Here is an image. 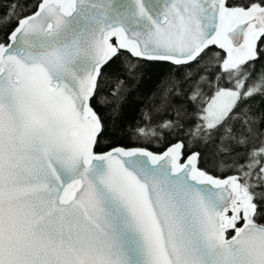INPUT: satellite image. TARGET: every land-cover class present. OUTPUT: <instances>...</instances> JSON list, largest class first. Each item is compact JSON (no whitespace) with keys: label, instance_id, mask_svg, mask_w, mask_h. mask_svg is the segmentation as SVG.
Listing matches in <instances>:
<instances>
[{"label":"snow or ice","instance_id":"obj_1","mask_svg":"<svg viewBox=\"0 0 264 264\" xmlns=\"http://www.w3.org/2000/svg\"><path fill=\"white\" fill-rule=\"evenodd\" d=\"M0 264H264V0H0Z\"/></svg>","mask_w":264,"mask_h":264},{"label":"trees","instance_id":"obj_2","mask_svg":"<svg viewBox=\"0 0 264 264\" xmlns=\"http://www.w3.org/2000/svg\"><path fill=\"white\" fill-rule=\"evenodd\" d=\"M141 72L143 73V81L140 84V92L144 95H147V93L153 88L160 77L166 74L167 68L161 66L145 67L141 69ZM135 115L136 102L132 100L125 108L124 119L126 121H131L135 118ZM148 147L152 151L162 150L159 145H148Z\"/></svg>","mask_w":264,"mask_h":264}]
</instances>
